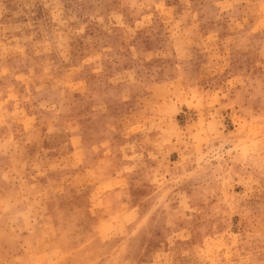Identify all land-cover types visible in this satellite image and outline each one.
Returning <instances> with one entry per match:
<instances>
[{"label":"rangeland","instance_id":"1","mask_svg":"<svg viewBox=\"0 0 264 264\" xmlns=\"http://www.w3.org/2000/svg\"><path fill=\"white\" fill-rule=\"evenodd\" d=\"M0 264H264V0H0Z\"/></svg>","mask_w":264,"mask_h":264}]
</instances>
